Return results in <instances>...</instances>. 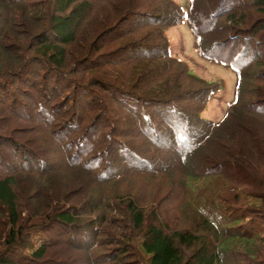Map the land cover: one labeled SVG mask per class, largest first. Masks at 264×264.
I'll list each match as a JSON object with an SVG mask.
<instances>
[{
    "label": "trees",
    "instance_id": "16d2710c",
    "mask_svg": "<svg viewBox=\"0 0 264 264\" xmlns=\"http://www.w3.org/2000/svg\"><path fill=\"white\" fill-rule=\"evenodd\" d=\"M184 20L198 55L235 75L218 121L201 113L221 86L170 51L166 31ZM133 118L159 162L118 130ZM131 170L205 183L191 215L170 220L160 200L117 188ZM55 226L64 240L49 236ZM255 238L264 0H187L185 12L171 0H0V264H264Z\"/></svg>",
    "mask_w": 264,
    "mask_h": 264
},
{
    "label": "rangeland",
    "instance_id": "374dc122",
    "mask_svg": "<svg viewBox=\"0 0 264 264\" xmlns=\"http://www.w3.org/2000/svg\"><path fill=\"white\" fill-rule=\"evenodd\" d=\"M171 1L177 4L185 12L187 0ZM166 36L168 39L171 53L186 63L189 73L203 79L204 81L210 84L216 83L221 86L218 91L212 94L208 103L206 104L205 108L202 110L201 113V117L205 120L218 121L219 119H221L223 113L227 109V104L231 101L233 97L236 82L235 75L229 68L205 61L198 55L193 46V37L185 20L178 26L169 28L166 31ZM15 110L20 114H23L22 111H25L24 109H21V106H19ZM149 113H151V111H149ZM154 115H152V119L154 120L155 124L159 125L160 121H158V119ZM97 123H99L100 125L101 121ZM99 125L94 127H99ZM142 129L143 128L141 124L136 122L134 118L130 120V122L125 123L124 126L118 128V130L127 135L126 138L130 143H132L133 149L134 151H136V153H138L142 157L149 159V162H154L158 159H155V156L162 155V153L161 151H157L158 149H155L148 139L141 136V133H143ZM52 158L53 157H51V163H59V161L57 160L53 161ZM128 159L130 161L131 158ZM159 160L160 159H158V162ZM155 165L156 164H153V166ZM157 172L159 173L158 177H155V179L157 180H151V178L149 177L151 175H147V173L144 172L140 173L136 172V170H131L127 173L128 175H126L127 177L125 178V181L118 183L117 188L123 189L124 187H126L131 189L132 195L135 198H139L141 204H144L145 206H151V203L156 204L157 201L160 200V203H162L160 206L161 208L159 209L160 213L167 219L172 220L176 218H181V215L184 213L191 215V212L189 210H191V207L198 199V196H196V189H199L204 186L205 180L202 182H193L192 186L187 184L188 180H186L184 176H181V174H179L177 170L175 172H170V180H168L167 177H162L164 176L163 173H165L163 170H158ZM173 182H175V185L171 189L169 185ZM112 187H114V185ZM159 187L160 189L158 190ZM103 188L105 187L103 186ZM106 189H108V187ZM93 190L96 196L100 195V191H97L98 188ZM168 191H170L169 193L172 194H169ZM159 192L160 194H158ZM155 193H157V195H155ZM151 199H153V201H150ZM67 204L68 206H71L72 203ZM186 225H188V223H186ZM65 234L66 233L61 235L60 228H58L57 226H55L53 229L50 228L49 236L52 239L60 238L64 240L66 236ZM60 235L61 237H58ZM251 247L254 248L253 252H258L259 254L256 256V258H264V243L260 244L259 239L255 238L254 242L251 243ZM238 248L245 249V247L241 244H238ZM239 252L241 251H238L234 254L237 255V258L235 259H238V262H240L241 260L240 256L238 255ZM63 256L64 258H62L61 262L75 259L73 261V264H83L82 262L84 260V257L80 255H78L77 257L74 256V258L72 255ZM46 260L48 261H46V263L44 262V264H48L47 262H58V258L53 257V255H50V257L48 256Z\"/></svg>",
    "mask_w": 264,
    "mask_h": 264
}]
</instances>
